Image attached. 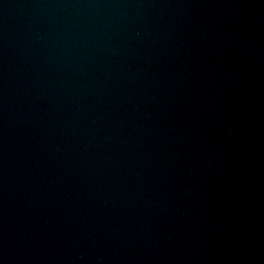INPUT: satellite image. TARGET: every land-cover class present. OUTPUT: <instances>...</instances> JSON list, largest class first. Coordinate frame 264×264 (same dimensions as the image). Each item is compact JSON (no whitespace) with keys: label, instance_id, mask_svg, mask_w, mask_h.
<instances>
[{"label":"water","instance_id":"1","mask_svg":"<svg viewBox=\"0 0 264 264\" xmlns=\"http://www.w3.org/2000/svg\"><path fill=\"white\" fill-rule=\"evenodd\" d=\"M0 264H264V0H0Z\"/></svg>","mask_w":264,"mask_h":264}]
</instances>
